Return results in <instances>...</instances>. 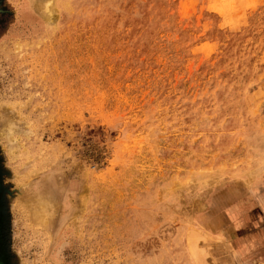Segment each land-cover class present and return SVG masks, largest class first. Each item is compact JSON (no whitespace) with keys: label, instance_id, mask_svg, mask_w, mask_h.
Returning a JSON list of instances; mask_svg holds the SVG:
<instances>
[{"label":"rangeland","instance_id":"rangeland-1","mask_svg":"<svg viewBox=\"0 0 264 264\" xmlns=\"http://www.w3.org/2000/svg\"><path fill=\"white\" fill-rule=\"evenodd\" d=\"M251 263L264 0H0V264Z\"/></svg>","mask_w":264,"mask_h":264},{"label":"bare ground","instance_id":"bare-ground-1","mask_svg":"<svg viewBox=\"0 0 264 264\" xmlns=\"http://www.w3.org/2000/svg\"><path fill=\"white\" fill-rule=\"evenodd\" d=\"M25 200H26V199H25ZM25 200H24V201H25ZM200 201H201V200H200ZM20 202H21V201H20ZM23 205H24V204H23ZM191 207H192V206H191ZM192 210H193V209H192ZM192 210H191V211H192ZM189 211H190V207H189ZM190 213H191V212H190ZM31 215H32V214H31ZM35 215H37V214H34V216H35ZM190 216H191V215H190ZM35 217H36V216H35ZM38 217H39V216H38ZM38 217H37V218H38ZM234 257H235V256H233V258H234ZM252 263H253V262H252ZM252 263H251V264H252Z\"/></svg>","mask_w":264,"mask_h":264}]
</instances>
